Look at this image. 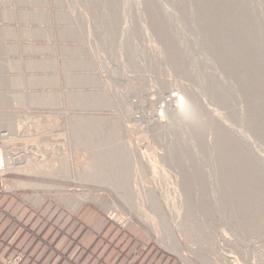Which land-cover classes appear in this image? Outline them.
<instances>
[{
    "label": "rangeland",
    "instance_id": "1",
    "mask_svg": "<svg viewBox=\"0 0 264 264\" xmlns=\"http://www.w3.org/2000/svg\"><path fill=\"white\" fill-rule=\"evenodd\" d=\"M229 1L0 0V195L50 221L70 264H188L169 239L197 264H264V196L226 181L252 151L264 185V0ZM215 121L241 134L231 157Z\"/></svg>",
    "mask_w": 264,
    "mask_h": 264
},
{
    "label": "bare ground",
    "instance_id": "2",
    "mask_svg": "<svg viewBox=\"0 0 264 264\" xmlns=\"http://www.w3.org/2000/svg\"><path fill=\"white\" fill-rule=\"evenodd\" d=\"M229 1V0H228ZM233 0H230L228 3H229V5L231 4H233V2H232ZM226 2V1H225ZM240 3H242V2H240ZM239 3V4H240ZM234 4H236V3H234ZM217 5V4H216ZM237 5V4H236ZM236 5H234V6H236ZM240 6H241V4H240ZM242 6H244V4L242 5ZM243 8V7H242ZM246 9V8H245ZM244 9V10H245ZM243 10V9H242ZM244 10H243V12H244ZM246 11V10H245ZM153 12V14H152V16L156 19V17L157 16H160L161 14L159 13V12H156L155 10L154 11H152ZM245 13V12H244ZM248 13V12H247ZM203 14V13H202ZM220 14H221V12H220ZM234 14V13H233ZM169 15V14H168ZM223 15H225V14H222L220 17L221 18H224L223 17ZM235 15H236V13H235ZM238 15V14H237ZM203 16H204V14H203ZM232 17V16H231ZM240 17V16H239ZM204 18V17H203ZM207 20V19H206ZM220 21V20H219ZM225 21V20H224ZM227 21V20H226ZM209 22V21H208ZM211 22V21H210ZM245 22V21H244ZM214 24H216V21H214ZM219 24V23H218ZM225 25H229L230 27H232L233 25H234V20H231V18H230V21H229V19H228V21L226 22V23H224ZM236 24V23H235ZM252 25H253V23H252ZM212 26V25H211ZM214 26V25H213ZM235 26V25H234ZM233 26V27H234ZM237 26V25H236ZM241 26V25H240ZM216 27V26H215ZM253 27V26H252ZM257 27V26H256ZM168 28V27H167ZM167 28H163V29H160L159 31H160V34H161V37L162 38H164V39H166L167 41H165V42H167L168 43V45H169V49H170V52H171V55H172V58H173V61H175L174 62V64H175V66L176 67H182L181 65V54L182 53H180V51L178 50V48L176 47V43H175V38H173V36H171V35H173V34H171V32H173L171 29V27L169 28V29H167ZM220 28V27H219ZM241 28H242V26H241ZM211 29V28H210ZM245 29V28H244ZM255 29V28H254ZM224 30V29H223ZM222 29L221 30H216L217 32H212V34L213 35H221V33H222V31H223ZM239 30V29H238ZM256 30V29H255ZM237 31V30H236ZM240 32H242L241 30H239ZM246 31H247V29H246ZM248 32V31H247ZM246 32V33H247ZM254 32V31H253ZM249 33V32H248ZM226 34V33H225ZM228 34V33H227ZM244 34H245V31H244ZM243 33H241V35H240V33H239V36H237V39H238V44L239 45H241L242 47H244L243 46V44L245 45V38H243L244 36H246V35H244ZM244 35V36H243ZM248 36H247V40L249 41V42H253L254 41V37L252 36V35H250V34H247ZM181 36V35H180ZM222 36V35H221ZM175 37H176V35H175ZM179 37V36H178ZM233 37V36H232ZM235 37V36H234ZM216 38V37H215ZM233 40V39H232ZM212 41V40H211ZM223 42H224V40H223V38L222 37H220V36H218L217 37V39H216V43H217V45L220 47L222 44H223ZM215 43V44H216ZM225 44H227V43H225ZM235 44V43H234ZM247 44V43H246ZM182 45V44H181ZM213 45V44H212ZM229 45V44H228ZM211 47V46H210ZM214 47V46H213ZM222 47V46H221ZM224 47H226V46H224ZM228 47V46H227ZM227 47L225 48V50H228L227 49ZM238 47V46H237ZM255 47V46H254ZM258 47V46H257ZM256 47V48H257ZM233 48V47H232ZM236 48V47H235ZM251 48H252V45H251ZM222 49V48H221ZM255 49V48H254ZM217 50V49H216ZM239 50V49H238ZM252 50V49H251ZM251 50H248V51H251ZM224 50L222 49V52H223ZM241 51H242V49H241ZM245 51V50H244ZM255 51V50H254ZM256 51H260L259 49L258 50H256ZM214 52V51H213ZM212 53V52H211ZM250 53V52H249ZM251 53H254V52H251ZM262 52H260V54H261ZM221 54H223V53H221ZM228 54V53H227ZM242 54V53H241ZM256 54V53H255ZM236 55V54H235ZM257 55V54H256ZM215 56V55H214ZM227 58H228V56H226ZM241 57V56H240ZM243 57V56H242ZM245 57H246V55H245ZM248 58H249V56H247ZM168 58V57H167ZM244 58V57H243ZM242 59V58H241ZM207 60V59H206ZM220 60V59H219ZM223 60V59H222ZM230 60V59H229ZM232 60V59H231ZM234 60H235V58H234ZM240 60V59H239ZM249 60V59H248ZM236 61V60H235ZM242 62H244V61H242ZM219 63V62H218ZM235 64V63H234ZM257 64L260 66V69H261V71H258V72H260V73H262V76H264V67H263V65H264V63H263V61H262V58H260L258 61H257ZM229 65V64H228ZM239 65V64H238ZM243 65V64H242ZM223 66V65H222ZM255 66V65H254ZM227 67H229L230 68V66H227ZM232 67V66H231ZM185 68V67H184ZM239 68V67H238ZM256 68V67H255ZM232 69H233V67H232ZM242 69V68H241ZM259 69V70H260ZM180 70V69H179ZM187 70V69H186ZM239 70V69H238ZM243 71H244V69H242ZM246 70V69H245ZM181 71H185V70H181ZM192 71V70H191ZM240 71V70H239ZM253 71H255V70H253ZM189 72V71H188ZM187 72V73H188ZM193 72V71H192ZM232 72V71H231ZM241 72V71H240ZM186 73V72H185ZM184 73V74H185ZM190 74H191V72H189ZM188 73V74H189ZM229 73V72H228ZM249 73V72H248ZM195 74V73H194ZM198 74V73H197ZM196 74V75H197ZM234 74V73H233ZM251 74V73H250ZM258 74V73H257ZM256 74V76L257 77H255V78H257L256 80H253L252 79V83H254L255 81H256V83L257 84H259L261 87H262V89H264V77H262V76H260V75H257ZM191 75H193V74H191ZM244 75V74H243ZM255 75V72L253 73V76ZM252 78H254L252 75H250ZM190 77V76H189ZM238 77H240V76H238ZM247 77H248V75H247ZM243 79H245V78H243ZM242 79V80H243ZM218 81V80H217ZM217 81H215V82H217ZM221 81V80H220ZM219 81V82H220ZM248 81V80H247ZM250 81V80H249ZM222 82V81H221ZM244 82V81H243ZM212 83V82H211ZM221 84H223V83H221ZM251 83H247V85L245 86V88H248L249 89V87L250 86H248V85H250ZM213 85V84H212ZM258 85V86H259ZM256 86V85H255ZM255 86H253V87H255ZM224 87V86H223ZM216 88V87H215ZM214 88V89H215ZM222 88V87H221ZM258 88H260V87H258ZM213 89V90H214ZM255 89H257V88H255ZM261 89V88H260ZM259 89V90H260ZM225 90V89H224ZM258 90V89H257ZM257 90H254V91H257ZM252 93V91H249V93ZM233 93V92H232ZM257 94V93H256ZM255 95V94H254ZM253 95V96H254ZM230 96V95H229ZM234 96V95H233ZM258 96V95H257ZM99 97V96H98ZM231 97V96H230ZM229 97V98H230ZM252 98H254V97H252ZM260 98V97H259ZM186 99H187V101L185 102V108H187L188 107V110H189V113L188 114H190V112L192 111L193 113H195L194 111H197L198 112V110H200V109H198L197 110V107H196V104H195V102L193 101L194 100V98H193V100L191 99V97L189 98H187L186 97ZM216 99H217V101H219V103L222 101V102H228V97L224 94V93H221V91H218V95H217V93H216ZM233 100V99H232ZM231 100V101H232ZM251 101H252V99H251ZM230 102V101H229ZM259 102V101H258ZM223 104V103H222ZM227 104V103H226ZM199 105V104H198ZM229 105H232V104H229ZM258 107H260V106H258ZM262 107V106H261ZM201 108V107H200ZM254 109V108H253ZM257 110V109H256ZM233 111V110H232ZM264 111V110H263ZM201 112V111H200ZM250 112V116L253 118H250V117H248V118H250L251 120H253V122L252 123H254V126H256L257 124H258V122H257V124H256V122L254 121L255 120V116L253 115L252 116V114L254 113V110H251V111H249ZM248 112V113H249ZM251 112H253V113H251ZM257 113V112H256ZM191 115V114H190ZM193 115V114H192ZM208 115H206L205 117H207ZM193 117V116H192ZM198 117V116H197ZM199 118V117H198ZM212 118V117H211ZM217 119V118H216ZM247 119V118H246ZM214 120V119H213ZM210 121V120H209ZM216 122V126L218 127L217 129L219 130V132L221 133H216V134H219L220 135V139H218L219 140V142H220V145L221 146H223L222 148L224 149V151H225V153L223 154V156L224 157H231L232 155V151L233 150H236V148L234 147V145H235V143H236V141L238 142L239 140L237 139L238 137H241V134L237 137V138H235V136H233V135H231L232 133L231 132H229V130L228 129H225V131H227V132H224L223 130H222V127L223 126H221L220 127V123L219 122H221V121H219L218 123H217V121H215ZM250 122V121H249ZM205 125H206V123L205 122H201V121H199L198 119H196V117H194V118H191V120H190V126L192 127V129H193V132H194V134H193V136L195 135V133H196V136H197V134L198 135H200V137H202V134L204 133V131H205V129H204V127H205ZM189 126V127H190ZM229 128V127H228ZM256 128L257 129H259V127H257L256 126ZM255 129V128H254ZM192 131V130H191ZM258 131V130H257ZM236 132V131H235ZM213 133V132H212ZM239 133V132H238ZM237 133V134H238ZM262 133V132H261ZM192 134V133H191ZM190 134V135H191ZM218 135V136H219ZM244 136V135H243ZM198 137V136H197ZM200 137H199V139H200ZM219 138V137H218ZM243 139H245L246 140V136L245 137H242ZM241 138V139H242ZM242 139V142L241 143H243L244 142V140ZM248 139V138H247ZM249 140V139H248ZM217 141V140H216ZM246 142H248V141H246ZM246 142H244V143H246ZM239 143V142H238ZM243 143V144H244ZM243 144H240L239 146H242ZM247 144V143H246ZM245 144V145H246ZM248 144H251V143H248ZM245 145H243V146H245ZM233 146V147H232ZM251 146V145H250ZM218 147H220V146H218ZM221 148V149H222ZM192 149V148H191ZM190 151V150H189ZM252 152V151H251ZM251 152H249V153H245V156H243L242 157V159L240 160V162L237 164L238 166H236L235 167V165H234V167H232L233 169H234V172L232 171L231 173H233V175H231V176H228V180H227V178H226V181H228L227 183L229 184L230 183V185L231 184H234V186L235 187H237V188H240V187H244L243 189H245L244 190V192L245 193H241V191L239 192L240 193V196L238 197L239 199H240V201H246L248 198L249 199H251L254 203L257 201V200H260V198H262L263 196H264V185L263 184H255V182L258 180V179H261L262 180V178H263V176H258V175H260V173H259V171L257 170V169H254V168H252V167H257L255 164H252V165H249V163H248V159H249V157L251 156L250 155V153ZM12 157V156H11ZM223 157V158H224ZM103 158H105V157H103ZM12 160V159H11ZM10 161V160H9ZM101 161V160H100ZM239 161V160H238ZM244 161H245V163H244ZM259 161V160H258ZM11 163V162H10ZM10 163H9V165H10ZM4 165V162H3V157L0 155V167H2ZM97 170L99 171V170H101L100 168L102 167V166H98V164H97ZM100 167V168H99ZM118 168V167H117ZM10 169H13V168H10ZM197 172V171H196ZM195 172V173H196ZM230 172V171H229ZM194 173V172H193ZM197 174V173H196ZM199 174V173H198ZM131 175V174H130ZM220 177V176H219ZM226 177V176H225ZM197 178V177H196ZM219 179V178H218ZM222 179V178H221ZM227 185V184H226ZM228 186V185H227ZM237 196V195H236ZM257 197H260V198H257ZM235 199H236V197H235ZM239 201V202H240ZM263 201V200H262ZM238 202V203H239ZM260 201H258V203H259ZM154 204H156V203H154ZM239 206H243L244 208H246V207H248V208H250V209H252L253 207H254V205L252 204V203H248V202H241L240 204H239ZM256 206V205H255ZM235 211V210H234ZM173 229V228H172ZM174 230V229H173ZM173 232V231H172ZM163 235V234H162ZM174 237V236H173ZM175 238V237H174ZM168 239V238H167ZM172 239V238H171ZM170 240V239H169ZM168 240V241H169ZM168 241L166 242L165 241V245H166V247L167 248H170V249H168L169 251H171V252H173V253H176V254H178L186 263H188V264H197L196 262H195V258H193L192 256H191V254L189 253V255H188V252H187V250H186V252H187V254H186V252L185 251H183L182 249H184V248H181V246H180V244H177L176 245V242H175V244H174V246L177 248V250L176 249H174L172 246V242H173V239H172V242L170 243V244H168ZM178 241H180V240H178ZM189 251V250H188ZM190 252V251H189ZM197 260V259H196ZM200 263V262H199Z\"/></svg>",
    "mask_w": 264,
    "mask_h": 264
},
{
    "label": "crops",
    "instance_id": "3",
    "mask_svg": "<svg viewBox=\"0 0 264 264\" xmlns=\"http://www.w3.org/2000/svg\"><path fill=\"white\" fill-rule=\"evenodd\" d=\"M17 201L0 195V264H70L71 250L63 246V237L54 247L61 232L36 218L29 204Z\"/></svg>",
    "mask_w": 264,
    "mask_h": 264
},
{
    "label": "built area",
    "instance_id": "4",
    "mask_svg": "<svg viewBox=\"0 0 264 264\" xmlns=\"http://www.w3.org/2000/svg\"><path fill=\"white\" fill-rule=\"evenodd\" d=\"M18 259V261H19V258H17Z\"/></svg>",
    "mask_w": 264,
    "mask_h": 264
}]
</instances>
